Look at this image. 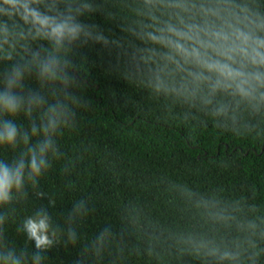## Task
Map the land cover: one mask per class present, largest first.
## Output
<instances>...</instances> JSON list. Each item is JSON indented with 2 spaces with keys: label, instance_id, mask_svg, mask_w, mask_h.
I'll return each instance as SVG.
<instances>
[{
  "label": "clouds",
  "instance_id": "9594fccd",
  "mask_svg": "<svg viewBox=\"0 0 264 264\" xmlns=\"http://www.w3.org/2000/svg\"><path fill=\"white\" fill-rule=\"evenodd\" d=\"M122 35L90 22L96 14ZM100 45L115 71L147 90L188 124L264 139V0H0V264H50L52 249L79 248L74 264H108L146 253L157 264L194 257L201 264H260L264 214L222 188L202 192L160 177L167 206L194 222L173 228L129 202L121 224H105L90 240L81 226L95 212L81 198L58 217L57 200L41 188L65 158L59 137L90 108L87 58ZM23 121V122H19ZM87 151V149H85ZM227 167V164H224ZM73 161L62 167L70 174ZM40 201L19 217L30 198ZM23 243L9 235L8 225ZM136 235L140 242L133 243Z\"/></svg>",
  "mask_w": 264,
  "mask_h": 264
},
{
  "label": "trees",
  "instance_id": "16d2710c",
  "mask_svg": "<svg viewBox=\"0 0 264 264\" xmlns=\"http://www.w3.org/2000/svg\"><path fill=\"white\" fill-rule=\"evenodd\" d=\"M90 22L119 36L117 23L96 14ZM80 55L87 58L84 95L90 108L81 110L78 126L59 137L65 158L53 163L41 179V188L57 200L53 216L71 208L81 198L88 199L95 212L87 218L80 232L90 240L105 224L117 228L125 205L134 202L142 206L152 219L173 228H187L194 222L180 215L166 203V194L157 186L160 177L208 192L223 189L229 199L244 197L264 214V139L237 137L195 121L185 124L176 118L182 109L169 112L164 101L156 99L142 87L127 83L112 70L115 57L102 46L84 48ZM23 122V121H19ZM87 149V151H85ZM0 149V158L11 156ZM73 161L70 174L62 167ZM224 164L228 166L225 167ZM40 204L34 197L21 207L19 217ZM8 232L23 243L15 233V224ZM133 243L140 242L134 235ZM79 248H54L49 253L50 264H74ZM104 259L96 264H108ZM119 264H157L146 253H125ZM168 264H201L189 256L168 258ZM264 264V255L260 257Z\"/></svg>",
  "mask_w": 264,
  "mask_h": 264
}]
</instances>
